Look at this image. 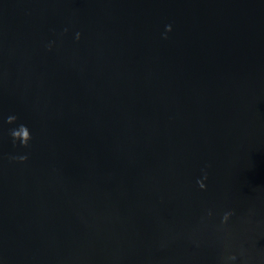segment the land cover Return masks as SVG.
Here are the masks:
<instances>
[{"label": "water", "instance_id": "obj_1", "mask_svg": "<svg viewBox=\"0 0 264 264\" xmlns=\"http://www.w3.org/2000/svg\"><path fill=\"white\" fill-rule=\"evenodd\" d=\"M0 264H264V0H0Z\"/></svg>", "mask_w": 264, "mask_h": 264}]
</instances>
